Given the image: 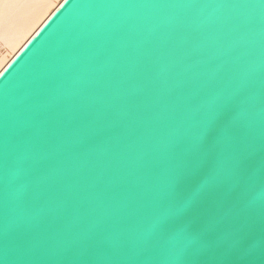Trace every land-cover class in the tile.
<instances>
[{
  "label": "snow or ice",
  "instance_id": "1",
  "mask_svg": "<svg viewBox=\"0 0 264 264\" xmlns=\"http://www.w3.org/2000/svg\"><path fill=\"white\" fill-rule=\"evenodd\" d=\"M121 134L50 126L0 154V264H264V87H206L137 134L134 174L101 179Z\"/></svg>",
  "mask_w": 264,
  "mask_h": 264
},
{
  "label": "water",
  "instance_id": "2",
  "mask_svg": "<svg viewBox=\"0 0 264 264\" xmlns=\"http://www.w3.org/2000/svg\"><path fill=\"white\" fill-rule=\"evenodd\" d=\"M0 72V154L97 124L122 134L91 172L132 175L137 134L169 110L217 84L259 94L264 0H62Z\"/></svg>",
  "mask_w": 264,
  "mask_h": 264
},
{
  "label": "bare ground",
  "instance_id": "3",
  "mask_svg": "<svg viewBox=\"0 0 264 264\" xmlns=\"http://www.w3.org/2000/svg\"><path fill=\"white\" fill-rule=\"evenodd\" d=\"M61 1L20 4L0 0V70Z\"/></svg>",
  "mask_w": 264,
  "mask_h": 264
}]
</instances>
